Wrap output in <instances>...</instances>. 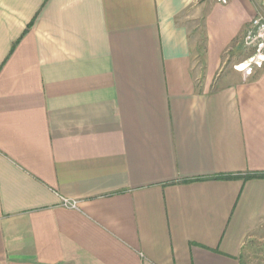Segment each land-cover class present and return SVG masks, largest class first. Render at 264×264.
<instances>
[{
    "label": "crops",
    "instance_id": "crops-1",
    "mask_svg": "<svg viewBox=\"0 0 264 264\" xmlns=\"http://www.w3.org/2000/svg\"><path fill=\"white\" fill-rule=\"evenodd\" d=\"M257 13L0 0V264H240L264 222V64L234 70Z\"/></svg>",
    "mask_w": 264,
    "mask_h": 264
},
{
    "label": "built area",
    "instance_id": "built-area-1",
    "mask_svg": "<svg viewBox=\"0 0 264 264\" xmlns=\"http://www.w3.org/2000/svg\"><path fill=\"white\" fill-rule=\"evenodd\" d=\"M264 4V0H257ZM216 3L225 5L227 0H215ZM243 49H253V53L243 62L234 66V70L246 75L252 73L253 68H260L264 64V14L257 13L245 32L241 44ZM61 206L66 209L77 210L78 202L71 199H61Z\"/></svg>",
    "mask_w": 264,
    "mask_h": 264
},
{
    "label": "rangeland",
    "instance_id": "rangeland-1",
    "mask_svg": "<svg viewBox=\"0 0 264 264\" xmlns=\"http://www.w3.org/2000/svg\"><path fill=\"white\" fill-rule=\"evenodd\" d=\"M199 31L201 32V30ZM245 59L246 57L243 61ZM239 258L240 264H264V222L263 227L256 235L244 241Z\"/></svg>",
    "mask_w": 264,
    "mask_h": 264
}]
</instances>
